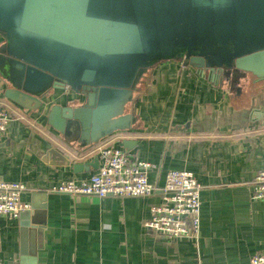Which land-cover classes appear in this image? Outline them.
<instances>
[{
  "label": "crops",
  "instance_id": "0c3cea01",
  "mask_svg": "<svg viewBox=\"0 0 264 264\" xmlns=\"http://www.w3.org/2000/svg\"><path fill=\"white\" fill-rule=\"evenodd\" d=\"M240 86L239 92L221 88L180 59L147 72L128 109L135 124L118 133L136 143L124 148L118 134L105 141L132 161L157 166L148 177L158 188L144 196L56 190L99 165L82 173L59 166L50 152L75 149L67 141L74 134L55 133L41 111L26 118L15 113L0 136V181L26 186L21 200L30 213L26 234L20 216L0 215L3 264H247L264 253V201L253 198L254 178L264 170V80ZM173 169L192 171L202 185L197 235L190 222L189 233L177 238L145 226L152 206L164 203L166 174Z\"/></svg>",
  "mask_w": 264,
  "mask_h": 264
},
{
  "label": "water",
  "instance_id": "95a60500",
  "mask_svg": "<svg viewBox=\"0 0 264 264\" xmlns=\"http://www.w3.org/2000/svg\"><path fill=\"white\" fill-rule=\"evenodd\" d=\"M167 59L238 92L264 80V0H0V97L74 134L75 149L50 152L74 173L99 165L95 146L131 131L141 78ZM29 213L19 214L25 234Z\"/></svg>",
  "mask_w": 264,
  "mask_h": 264
},
{
  "label": "built area",
  "instance_id": "2783aa9c",
  "mask_svg": "<svg viewBox=\"0 0 264 264\" xmlns=\"http://www.w3.org/2000/svg\"><path fill=\"white\" fill-rule=\"evenodd\" d=\"M15 113L0 100V136L6 133ZM123 136L116 135L119 138ZM105 141L94 147L93 155L97 154L100 159L95 172L86 177L62 181L55 189L97 197L144 196L157 190V185L148 177L149 171L157 167L154 163L145 160L132 161L122 147ZM25 189L26 186L20 182L0 181V215L18 217L21 212L30 208V204L21 200ZM201 189L202 185L192 171H168L163 186L164 203L152 206L151 217L145 222V226L177 238L189 233L190 222L194 234L197 235L200 227ZM253 198L264 201V170L258 171L254 178ZM0 264H3L1 258ZM247 264H264V253L253 255Z\"/></svg>",
  "mask_w": 264,
  "mask_h": 264
},
{
  "label": "trees",
  "instance_id": "16d2710c",
  "mask_svg": "<svg viewBox=\"0 0 264 264\" xmlns=\"http://www.w3.org/2000/svg\"><path fill=\"white\" fill-rule=\"evenodd\" d=\"M146 76H147V73H145V75L143 76V78H142L140 84H141L142 82H144V80L146 79Z\"/></svg>",
  "mask_w": 264,
  "mask_h": 264
},
{
  "label": "flooded vegetation",
  "instance_id": "af4514ba",
  "mask_svg": "<svg viewBox=\"0 0 264 264\" xmlns=\"http://www.w3.org/2000/svg\"><path fill=\"white\" fill-rule=\"evenodd\" d=\"M146 72H148V70H147V71H145V73H146ZM145 73L143 74V76L145 75ZM143 76H142V78H143ZM142 78H141V80H142ZM145 80H146V79H145ZM145 80H144V81H145ZM140 82H141V81H140Z\"/></svg>",
  "mask_w": 264,
  "mask_h": 264
}]
</instances>
